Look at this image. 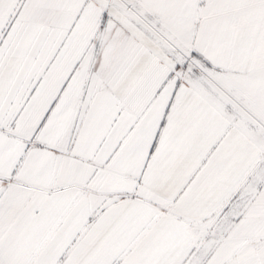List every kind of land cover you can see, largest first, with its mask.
I'll list each match as a JSON object with an SVG mask.
<instances>
[{
    "label": "snow or ice",
    "instance_id": "snow-or-ice-1",
    "mask_svg": "<svg viewBox=\"0 0 264 264\" xmlns=\"http://www.w3.org/2000/svg\"><path fill=\"white\" fill-rule=\"evenodd\" d=\"M0 264H264V0H0Z\"/></svg>",
    "mask_w": 264,
    "mask_h": 264
}]
</instances>
